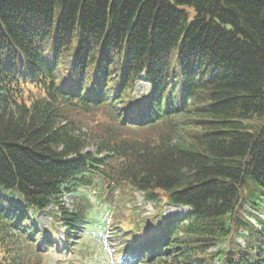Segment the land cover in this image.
<instances>
[{
  "label": "trees",
  "instance_id": "trees-1",
  "mask_svg": "<svg viewBox=\"0 0 264 264\" xmlns=\"http://www.w3.org/2000/svg\"><path fill=\"white\" fill-rule=\"evenodd\" d=\"M143 74L152 91L128 114ZM26 85L39 97L9 100ZM106 102L165 130L88 138L67 113ZM86 185L134 225L110 242L139 264H264V0H0V264H45L43 211L75 246L55 264H80L92 205L64 196ZM137 191L190 209L128 215Z\"/></svg>",
  "mask_w": 264,
  "mask_h": 264
},
{
  "label": "rangeland",
  "instance_id": "rangeland-1",
  "mask_svg": "<svg viewBox=\"0 0 264 264\" xmlns=\"http://www.w3.org/2000/svg\"><path fill=\"white\" fill-rule=\"evenodd\" d=\"M188 14L190 20L194 17V9L187 7ZM150 91V87L148 84H146V80L143 78H137L135 80L134 85V101L140 102L142 98H144L148 92ZM96 147L94 145H90L89 150L95 151ZM129 187V185H127ZM84 192L87 194V196L90 198V201L93 204L91 216H92V224L90 226V229L88 231V237H87V256L81 257L80 264H129L128 259L125 256H118V254L115 251V247L111 244L107 243V237H108V226L104 227L99 226L98 223H109L111 221V211L109 210L110 204L109 203H100L96 199L95 196L99 194V191L95 187H90ZM79 195L78 197L74 198V195H65L64 201L66 202L67 206L69 208L77 207L79 206ZM143 198L140 194H138V205L141 204V210L144 214H150L153 213L155 210L154 204L144 203ZM247 209V208H246ZM164 214L167 215H173V214H183L185 213L188 208L187 207H180V206H174V205H164ZM248 210V209H247ZM139 212V210H138ZM263 217V216H262ZM264 218V217H263ZM39 219V226H42L43 228H48L50 231H53V239L59 240V252L58 251H52V247L49 249L47 248L46 244L43 243V241H40L39 247L46 251L49 250V253H47L46 256H49L50 254L53 256L54 259H57V257L60 258V256L69 258V255L72 254V252L69 249H66L64 247L63 240V233L60 230V228H57L56 225L52 223V219L50 214L44 212L41 213L38 216ZM255 223L256 221L253 220ZM60 239L62 241H60ZM0 256H3V254L0 252ZM46 264H54L52 260H48ZM133 264V263H131Z\"/></svg>",
  "mask_w": 264,
  "mask_h": 264
},
{
  "label": "bare ground",
  "instance_id": "bare-ground-1",
  "mask_svg": "<svg viewBox=\"0 0 264 264\" xmlns=\"http://www.w3.org/2000/svg\"><path fill=\"white\" fill-rule=\"evenodd\" d=\"M240 237V236H239Z\"/></svg>",
  "mask_w": 264,
  "mask_h": 264
}]
</instances>
